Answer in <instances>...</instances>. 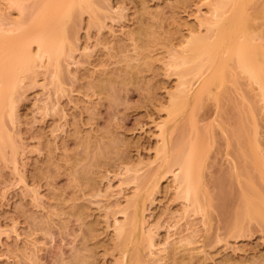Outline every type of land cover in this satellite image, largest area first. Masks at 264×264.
<instances>
[{"label": "rangeland", "instance_id": "obj_1", "mask_svg": "<svg viewBox=\"0 0 264 264\" xmlns=\"http://www.w3.org/2000/svg\"><path fill=\"white\" fill-rule=\"evenodd\" d=\"M14 1L0 0L7 29L19 18ZM221 1L74 6L62 55L38 60L16 87L13 110L4 103L0 264H125L119 227L136 197L144 198L146 230L128 264H264V181L234 135L254 113L264 155L257 84L232 64L222 84L172 116L182 68L197 62L175 67L170 47L197 36L199 20L214 19ZM247 7L264 49V0ZM167 143H178L181 157L196 143L207 217L179 193Z\"/></svg>", "mask_w": 264, "mask_h": 264}, {"label": "bare ground", "instance_id": "obj_2", "mask_svg": "<svg viewBox=\"0 0 264 264\" xmlns=\"http://www.w3.org/2000/svg\"><path fill=\"white\" fill-rule=\"evenodd\" d=\"M82 1L84 0L14 1L19 18L10 29L0 24V117L6 100L13 110L14 93L25 73L34 69L38 60L58 59L62 55L68 36L66 18L71 16L74 6ZM221 2L214 8V19L209 17L199 20L197 36L191 34L190 39L170 47L173 49L171 56L178 58L175 67H183L190 61L197 62L191 67L182 68L180 93L174 98L173 117L180 115L189 106L194 107L213 84H222L232 64L257 84L264 106V49L250 31L253 27L247 7L250 0ZM187 74H192V79L186 78ZM250 122L251 126L241 123L234 135L241 154L259 170L264 181V155L258 150L259 123L254 113ZM165 146V164L174 163L178 166L174 177L179 181V193L184 195L197 212L202 213L204 218L207 217L211 195L202 174V165L199 163L201 156L197 153L196 143L190 146L185 157H181L178 143L174 146L167 143ZM173 147L176 148L172 149ZM131 207V215L126 216V222L119 227L120 236L125 235L122 241L126 242L122 255L125 264L130 262L135 248L136 252L140 251L141 239L146 230L144 198L136 197L131 201ZM246 212L249 214L248 209ZM239 215L240 211L236 213L237 220ZM129 244H132L131 248ZM154 247L153 240L149 239L150 252H153Z\"/></svg>", "mask_w": 264, "mask_h": 264}]
</instances>
